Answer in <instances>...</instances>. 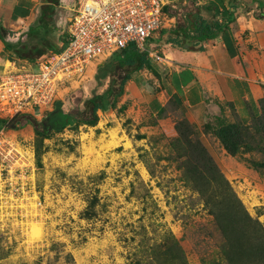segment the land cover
<instances>
[{"label":"rangeland","instance_id":"1","mask_svg":"<svg viewBox=\"0 0 264 264\" xmlns=\"http://www.w3.org/2000/svg\"><path fill=\"white\" fill-rule=\"evenodd\" d=\"M196 1L211 20L208 0ZM187 2L174 0V10ZM72 6L60 0L51 14L64 34ZM166 22L173 26L175 18ZM60 34L54 33L58 48ZM152 46L171 59V44ZM49 49L35 54L56 50ZM152 64L115 108L99 112L96 125L55 130L48 137L31 124L0 125V146H8L0 155V264H230L227 234L234 241L251 230L250 222L227 218L239 211L238 201L264 232V96L246 121L229 105L231 121L206 124L214 131L229 125L231 142L232 133H239L233 138L239 152L220 161L187 118L170 107L169 120L162 114L166 109L149 106L156 96L173 102L167 70L162 62ZM91 69L60 87L56 100L65 111L72 91L91 95ZM107 85L108 80L99 90ZM250 234L257 235L254 229Z\"/></svg>","mask_w":264,"mask_h":264},{"label":"trees","instance_id":"2","mask_svg":"<svg viewBox=\"0 0 264 264\" xmlns=\"http://www.w3.org/2000/svg\"><path fill=\"white\" fill-rule=\"evenodd\" d=\"M240 3H244L249 10L255 5L264 8V0H208L207 5L211 7V11L214 10V15L209 20L202 14V5L196 0H188L176 10H174V6L167 5L165 10L169 16L175 18L174 25L161 28L158 37L147 39L145 48L148 50L152 43H157L160 45L171 44L173 48L185 51L205 50L204 43L207 40L230 31L231 23L236 18L235 13ZM59 4L60 0L41 2L39 14L29 25L25 40L19 38L16 41H11L8 38L9 30L0 23V39L4 42L5 47L14 51L19 58L31 61L43 56L35 54L42 48L61 49L67 34L61 31L62 28L58 23L51 21L52 11ZM55 32H59V34L61 32L59 39L63 44L59 48L55 46L54 40L57 38L54 35ZM33 41L34 43H31ZM147 50H142L132 43L113 52L108 58L98 63L93 75L96 85L91 90V95L86 96L83 89L72 91L70 93L72 105L69 111L63 109V101L58 99L54 102V108L41 118H37L35 114L19 113L9 119L0 118V125L5 124L6 128L18 129L31 124L37 134L44 137H48L55 130L77 128L80 125H96L100 119L99 112H106L116 107L118 99L126 92L127 83L132 79L134 73L144 69H153L152 62L154 60L149 57ZM107 80V87L100 91L99 89L105 85ZM219 121L216 127L227 124L222 118H219ZM189 125L191 126V124ZM233 126L235 127V125ZM228 127L230 126L222 129L216 128L215 132L227 151L236 154L239 152L240 145L234 142L233 138L238 137L239 133H232L231 142L228 138L231 135H227L226 128ZM233 197L234 199L229 200L230 202L236 200L235 195ZM238 203L239 211H233L232 215H227V218L231 221V216H234V220H238L237 222H250L248 223L250 229H254L257 235L253 238L250 234L251 230H246L238 234L237 240L232 241L231 235L227 234L229 243L225 247L227 250L225 254H227L230 264H264V232L261 229V224L259 221L253 220L240 201ZM171 264L175 263L171 262Z\"/></svg>","mask_w":264,"mask_h":264},{"label":"crops","instance_id":"3","mask_svg":"<svg viewBox=\"0 0 264 264\" xmlns=\"http://www.w3.org/2000/svg\"><path fill=\"white\" fill-rule=\"evenodd\" d=\"M40 6V0H0V23L9 30L11 41L26 39V31L39 14ZM257 6L249 10L240 3L230 31L207 40L205 50L185 51L172 47L171 59L163 56L162 65L168 72L167 88L174 103L158 101L156 96L149 104L157 111L166 109L162 114H168L169 120L171 109H175L177 116L187 118L208 150L220 161L232 155L215 131L207 130L206 124L215 122L217 126L219 118L231 121V115L227 114L229 105L246 121L251 112L258 111V101L264 96V18L256 17L264 15V10L259 11L264 8ZM19 59L0 39V77L9 69V63ZM94 68L92 75L96 65ZM140 73L133 74L127 87L137 82L135 79ZM157 121L162 123L158 118Z\"/></svg>","mask_w":264,"mask_h":264},{"label":"built area","instance_id":"4","mask_svg":"<svg viewBox=\"0 0 264 264\" xmlns=\"http://www.w3.org/2000/svg\"><path fill=\"white\" fill-rule=\"evenodd\" d=\"M173 1L71 0L73 16L62 48L33 61H13L1 75L0 116L42 113L53 106L62 85L113 52L132 43L147 50L146 40L158 37L160 29L169 24L167 18L173 19L165 10L167 5L174 6ZM147 52L154 61L164 59L152 44ZM5 148L2 142L0 155Z\"/></svg>","mask_w":264,"mask_h":264},{"label":"clouds","instance_id":"5","mask_svg":"<svg viewBox=\"0 0 264 264\" xmlns=\"http://www.w3.org/2000/svg\"><path fill=\"white\" fill-rule=\"evenodd\" d=\"M96 66H97V64H96ZM1 118H4V119H9V118H11V117H9V118H5V117H2V116H1Z\"/></svg>","mask_w":264,"mask_h":264},{"label":"bare ground","instance_id":"6","mask_svg":"<svg viewBox=\"0 0 264 264\" xmlns=\"http://www.w3.org/2000/svg\"><path fill=\"white\" fill-rule=\"evenodd\" d=\"M159 54H160V53H159ZM9 66H10V65H9ZM9 66H8V67H9Z\"/></svg>","mask_w":264,"mask_h":264}]
</instances>
